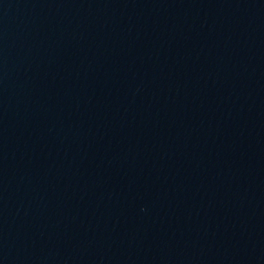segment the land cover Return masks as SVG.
<instances>
[{"label": "water", "instance_id": "water-1", "mask_svg": "<svg viewBox=\"0 0 264 264\" xmlns=\"http://www.w3.org/2000/svg\"><path fill=\"white\" fill-rule=\"evenodd\" d=\"M0 264H264V0H0Z\"/></svg>", "mask_w": 264, "mask_h": 264}]
</instances>
